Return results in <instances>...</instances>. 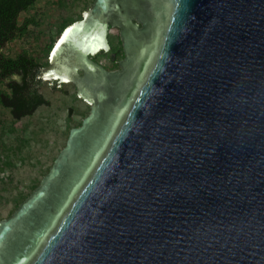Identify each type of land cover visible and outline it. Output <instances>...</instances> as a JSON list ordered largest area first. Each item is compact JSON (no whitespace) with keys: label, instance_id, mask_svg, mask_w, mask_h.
Listing matches in <instances>:
<instances>
[{"label":"water","instance_id":"95a60500","mask_svg":"<svg viewBox=\"0 0 264 264\" xmlns=\"http://www.w3.org/2000/svg\"><path fill=\"white\" fill-rule=\"evenodd\" d=\"M83 14L37 76L72 83L89 113L0 220V264H264V0ZM109 25L113 71L90 58Z\"/></svg>","mask_w":264,"mask_h":264},{"label":"rangeland","instance_id":"374dc122","mask_svg":"<svg viewBox=\"0 0 264 264\" xmlns=\"http://www.w3.org/2000/svg\"><path fill=\"white\" fill-rule=\"evenodd\" d=\"M92 3L93 0H38L18 17L19 24L24 18L33 17L38 25H30L21 38L7 43L3 52L13 56L21 50H27L44 64L45 48L57 37L62 20L68 17L80 20ZM108 32V38L111 39L119 34L115 28ZM113 45L118 50L122 46H118L117 41ZM123 58L120 50L113 60L119 63ZM95 60L113 71L114 61L109 60L107 54H97ZM40 92L50 101L49 105L39 106L31 116L18 121L13 120L8 109L0 106L1 220L12 211L13 198L18 192L28 193L34 183H40L63 148L69 129L79 126L78 123L89 113L90 106L77 98L72 83L43 81Z\"/></svg>","mask_w":264,"mask_h":264},{"label":"trees","instance_id":"16d2710c","mask_svg":"<svg viewBox=\"0 0 264 264\" xmlns=\"http://www.w3.org/2000/svg\"><path fill=\"white\" fill-rule=\"evenodd\" d=\"M37 1L0 0V106L8 109L14 121L31 116L39 106L49 105L50 103L40 92V86L43 80L38 78L37 73L42 67L48 64L47 54L55 39L45 48L46 60L44 64L37 57L28 53L27 50H21L13 56L3 52L5 45L15 39L21 38L27 32V28L30 25H38V21L33 17L24 18L20 24L18 22L20 13L28 11ZM75 21L77 20L70 17L64 18L59 26L57 35ZM116 30L118 31V29ZM109 40L114 49L113 43L115 41H117L118 46L121 45L118 33L114 39L109 38ZM116 59L113 62L112 70L119 68ZM4 164L8 166L7 162H4ZM48 170L49 168L47 172ZM38 184L39 182L34 183L31 186V191L28 193L18 192L16 194L13 198V209L8 217L31 194Z\"/></svg>","mask_w":264,"mask_h":264},{"label":"flooded vegetation","instance_id":"af4514ba","mask_svg":"<svg viewBox=\"0 0 264 264\" xmlns=\"http://www.w3.org/2000/svg\"><path fill=\"white\" fill-rule=\"evenodd\" d=\"M113 27H111L110 25H109V28H108V31L110 30V29H112ZM115 29H118V28H115ZM118 31H119V29H118ZM109 33V32H108ZM60 35V33L57 35V37ZM109 36V35H108ZM108 36H107V38H108ZM56 37V38H57ZM55 38V39H56ZM53 44H54V42H53ZM53 44H52V46H53ZM108 44H109V48H108V51H106V52H99L98 54H101V55H104V54H107L108 55V58H109V60H113L112 59V56L113 55H117L120 51L119 50H117L116 48L114 49L112 46H111V44H110V40H109V38H108ZM121 44H122V42H121ZM51 49V48H50ZM121 51H122V54H123V49H122V46H121V49H120ZM50 52V51H49ZM49 54V53H48ZM47 54V55H48ZM124 55V54H123ZM95 56H97V54L96 55H94V56H90V58L93 60V61H95V62H99V61H97V60H95ZM48 57V56H47ZM92 57H94V58H92ZM113 61H115V60H113ZM117 63H118V61H117ZM119 64V63H118ZM104 67V66H103ZM105 68V67H104ZM106 69V68H105Z\"/></svg>","mask_w":264,"mask_h":264},{"label":"bare ground","instance_id":"6f19581e","mask_svg":"<svg viewBox=\"0 0 264 264\" xmlns=\"http://www.w3.org/2000/svg\"><path fill=\"white\" fill-rule=\"evenodd\" d=\"M72 27V26H71ZM71 27H69V26H67L64 30H62L61 31V33H60V35L58 36V38L55 40V42H54V44H53V46H54V49L52 50V53H51V55H50V58L52 59L53 58V56H54V54H55V52H56V50H57V48H58V45H60V43H61V41L63 40V38H64V36H65V33H67V31L71 28ZM56 43V44H55ZM97 51V50H96ZM95 51V52H96ZM94 54V53H93ZM64 80H65V78H64ZM67 83H69V82H67Z\"/></svg>","mask_w":264,"mask_h":264},{"label":"snow or ice","instance_id":"6c2138e0","mask_svg":"<svg viewBox=\"0 0 264 264\" xmlns=\"http://www.w3.org/2000/svg\"><path fill=\"white\" fill-rule=\"evenodd\" d=\"M71 31V29L69 30V32ZM68 33H65V37H67ZM59 46V45H58Z\"/></svg>","mask_w":264,"mask_h":264}]
</instances>
